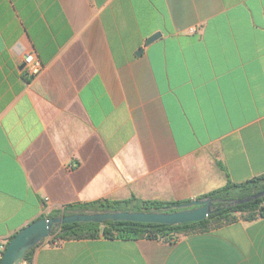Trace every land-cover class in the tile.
I'll list each match as a JSON object with an SVG mask.
<instances>
[{"label":"crops","instance_id":"crops-1","mask_svg":"<svg viewBox=\"0 0 264 264\" xmlns=\"http://www.w3.org/2000/svg\"><path fill=\"white\" fill-rule=\"evenodd\" d=\"M263 174L264 0H0V239ZM51 237L19 264H264V216L169 241Z\"/></svg>","mask_w":264,"mask_h":264},{"label":"trees","instance_id":"trees-1","mask_svg":"<svg viewBox=\"0 0 264 264\" xmlns=\"http://www.w3.org/2000/svg\"><path fill=\"white\" fill-rule=\"evenodd\" d=\"M264 191V174L243 183L234 184L230 181L222 187L202 194L196 199H209L212 201V212L201 221L165 225L156 223H138L130 221H104L102 223H69L62 224L53 229L50 242L96 238H118L134 240L140 238L172 240L179 235H188L196 232H205L220 225L236 220L239 213L244 220H253L257 216H264V196L247 203L229 205L232 201L247 198L253 194ZM185 201H159L139 200L134 196L126 200H97L77 206L68 207L66 214L74 213H100V212H146V213H172L182 210L179 206L189 202ZM53 217V216H51ZM32 247L22 260L30 262L34 249Z\"/></svg>","mask_w":264,"mask_h":264},{"label":"water","instance_id":"water-1","mask_svg":"<svg viewBox=\"0 0 264 264\" xmlns=\"http://www.w3.org/2000/svg\"><path fill=\"white\" fill-rule=\"evenodd\" d=\"M160 36L156 33L146 40L149 43ZM264 196V191L253 194L247 198L232 201L229 205L242 204ZM182 210L172 213H146V212H100V213H74L60 217L38 219L21 231L7 243L0 264H19L24 255L32 248L51 236L54 228L69 223H102L104 221H130L138 223H156L165 225H178L201 221L212 212V201L209 199H192L179 206Z\"/></svg>","mask_w":264,"mask_h":264},{"label":"built area","instance_id":"built-area-1","mask_svg":"<svg viewBox=\"0 0 264 264\" xmlns=\"http://www.w3.org/2000/svg\"><path fill=\"white\" fill-rule=\"evenodd\" d=\"M41 72V64L34 53H26L23 57V73L25 77L34 78ZM47 200V199H45ZM7 239H0V258L7 245ZM44 243H51L50 240ZM21 262V261H20ZM24 262V260H22Z\"/></svg>","mask_w":264,"mask_h":264}]
</instances>
